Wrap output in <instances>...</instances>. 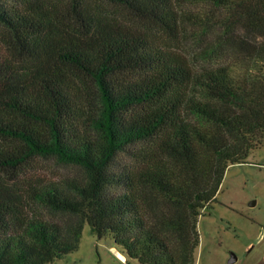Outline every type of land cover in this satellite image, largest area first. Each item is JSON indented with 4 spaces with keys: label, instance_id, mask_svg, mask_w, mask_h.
Segmentation results:
<instances>
[{
    "label": "trees",
    "instance_id": "obj_1",
    "mask_svg": "<svg viewBox=\"0 0 264 264\" xmlns=\"http://www.w3.org/2000/svg\"><path fill=\"white\" fill-rule=\"evenodd\" d=\"M185 26L189 56L153 33ZM263 144L264 0H0V171L48 156L84 171L0 187V264H50L84 224L127 260L194 264L200 209Z\"/></svg>",
    "mask_w": 264,
    "mask_h": 264
},
{
    "label": "rangeland",
    "instance_id": "obj_2",
    "mask_svg": "<svg viewBox=\"0 0 264 264\" xmlns=\"http://www.w3.org/2000/svg\"><path fill=\"white\" fill-rule=\"evenodd\" d=\"M19 5L33 1H50L57 10L67 7L69 0H6ZM133 18L130 14H124ZM73 20L72 16L69 17ZM192 28L185 26L177 41H165V34L153 27L162 46L189 56V37ZM132 149L128 148L130 152ZM118 155L120 164L132 161L129 152ZM29 166V175L16 180L13 172L0 171V187L21 192L28 179L61 180L66 177L82 178L83 169L66 164L54 156L37 157ZM28 176V177H27ZM26 210L46 219L63 221L66 215L52 212L34 203H26ZM212 207V208H211ZM199 244L194 250V264H264V144L252 150L245 162L230 164L216 193V201L200 209L197 219ZM121 248L115 246L109 233L97 238L84 224L77 250L67 253L50 264H140L136 259L124 260ZM120 254H119V253ZM235 260L230 262L231 256ZM124 260V261H123Z\"/></svg>",
    "mask_w": 264,
    "mask_h": 264
},
{
    "label": "crops",
    "instance_id": "obj_3",
    "mask_svg": "<svg viewBox=\"0 0 264 264\" xmlns=\"http://www.w3.org/2000/svg\"><path fill=\"white\" fill-rule=\"evenodd\" d=\"M120 253H121V252H120ZM120 253H119V254H120ZM120 255H121L122 259L127 260V257H126L123 253H121ZM124 260H123V261H124Z\"/></svg>",
    "mask_w": 264,
    "mask_h": 264
},
{
    "label": "water",
    "instance_id": "obj_4",
    "mask_svg": "<svg viewBox=\"0 0 264 264\" xmlns=\"http://www.w3.org/2000/svg\"><path fill=\"white\" fill-rule=\"evenodd\" d=\"M235 260V256H231V258H230V262H232V261H234Z\"/></svg>",
    "mask_w": 264,
    "mask_h": 264
},
{
    "label": "bare ground",
    "instance_id": "obj_5",
    "mask_svg": "<svg viewBox=\"0 0 264 264\" xmlns=\"http://www.w3.org/2000/svg\"><path fill=\"white\" fill-rule=\"evenodd\" d=\"M119 253V252H118Z\"/></svg>",
    "mask_w": 264,
    "mask_h": 264
}]
</instances>
